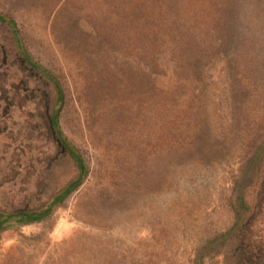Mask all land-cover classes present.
<instances>
[{
  "label": "rangeland",
  "instance_id": "374dc122",
  "mask_svg": "<svg viewBox=\"0 0 264 264\" xmlns=\"http://www.w3.org/2000/svg\"><path fill=\"white\" fill-rule=\"evenodd\" d=\"M0 264H264V0H0Z\"/></svg>",
  "mask_w": 264,
  "mask_h": 264
},
{
  "label": "trees",
  "instance_id": "16d2710c",
  "mask_svg": "<svg viewBox=\"0 0 264 264\" xmlns=\"http://www.w3.org/2000/svg\"><path fill=\"white\" fill-rule=\"evenodd\" d=\"M22 214H23V213H22ZM30 216H32L33 218H35L36 214H29V215H27V219H28Z\"/></svg>",
  "mask_w": 264,
  "mask_h": 264
}]
</instances>
